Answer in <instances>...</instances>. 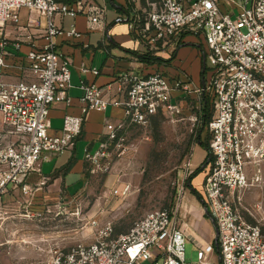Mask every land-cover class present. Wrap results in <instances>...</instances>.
Wrapping results in <instances>:
<instances>
[{"label": "built area", "instance_id": "built-area-1", "mask_svg": "<svg viewBox=\"0 0 264 264\" xmlns=\"http://www.w3.org/2000/svg\"><path fill=\"white\" fill-rule=\"evenodd\" d=\"M148 5L131 11L124 21L151 56L167 49L172 53L181 34L199 39L206 47L210 78L193 92L212 99L205 126L209 158L199 192L217 236L213 244L197 246L196 261L186 262V234L174 213L153 210L119 235L111 222L99 227L93 221V242L50 251L47 264H264V233L241 211L249 174L264 171V0H158ZM23 11L27 27L41 29L43 44L29 41L23 57L27 65L18 67L22 80L7 82L5 61L21 50L22 41L0 36V191L8 184L17 188L27 175L40 171L42 160L71 150L90 111L103 112L107 106L122 109L120 118L105 122L98 149L84 154L91 174L96 167L108 170L107 163L103 167L98 163L111 159L112 149L120 148L128 128L143 127L156 114L171 122L181 115L182 107L174 98L191 91L187 79H170L159 71L125 72L115 80L112 97L107 90L81 81V116L65 115L62 128L50 133V108L59 100L69 103L70 87L68 60L55 52V39L62 34L80 36L74 23L64 33L56 20L82 17L88 30H101L106 8L93 0H0V30L19 26ZM80 71L97 74L94 69ZM21 190L27 193L25 187ZM214 246L219 263L211 260Z\"/></svg>", "mask_w": 264, "mask_h": 264}, {"label": "crops", "instance_id": "crops-1", "mask_svg": "<svg viewBox=\"0 0 264 264\" xmlns=\"http://www.w3.org/2000/svg\"><path fill=\"white\" fill-rule=\"evenodd\" d=\"M59 1L70 2L72 0ZM93 2L106 8L101 30H88L86 20L82 17L73 19L64 16L56 20L64 33L70 31L71 25L74 23L80 36L67 37L62 34L55 39V52L62 54L68 60L70 87L66 93L69 103H66L65 100H59L50 108L48 116L50 133H57L62 128L65 115L81 116V104L79 102L82 97L81 81L93 83L103 89L105 93L107 90L106 94L110 97L116 94L115 80L121 73L125 72L145 75L159 71L170 79H187L195 87L203 86L204 71L207 65L205 62V67L203 66L206 47L202 41L191 35L181 34L180 43L175 50L172 53H170V49L156 53L153 57L157 60L150 65H145L140 59L143 54L147 53V49L130 33L124 19L131 14V11L150 8L148 4L157 3L158 0H134V2L131 0H93ZM20 17L19 26L9 25L0 30V36H5L12 41H22L21 50L19 52L11 51L13 56L8 57L5 61L7 68L4 70V80L7 82L22 80L18 67L27 65L23 57L30 48V43L32 42L36 46L43 44L41 29L36 28L35 25L27 27L26 12H21ZM41 23L43 24V21ZM82 68L94 69L97 74L81 73ZM193 93L191 90L179 94L174 98V101L179 103L181 107L185 106L186 99ZM121 116L122 109L120 107L107 106L103 112L90 111L82 123L80 135L73 141L71 150L60 157L42 160L40 171L27 175L17 188L8 184L0 191V249L13 244L10 243V239L40 237L38 233H34L35 236H33L31 232L23 230L26 228L23 225L28 224L25 218L40 215L39 212L47 207V201H52L55 208L73 203L82 190L87 174L84 154L98 149L105 122ZM202 153V157L205 158L206 151L203 150ZM190 165L194 166L193 168L199 166L197 163L193 165L190 163ZM204 175V171H202L192 178L190 185L196 191L200 190ZM22 187L26 188V194H23ZM192 197L194 200L190 198L185 208L189 209V213H197L199 203L193 195ZM20 207H23L25 212H21ZM201 210V218L207 221L203 208ZM198 223L197 220L192 219L190 225ZM203 224H205L204 233L207 234L209 229L206 227V223ZM182 229L186 236L191 233L190 228L189 231H185L183 227ZM14 246L9 247L14 248ZM50 247L46 246L44 249L32 253L33 260L37 261L34 262L39 264L46 262L47 264L51 251ZM56 249L64 248L56 246ZM10 253L11 259L15 260L10 263L9 259L3 258L1 253V263L19 264L16 260L20 258L21 253L16 250Z\"/></svg>", "mask_w": 264, "mask_h": 264}, {"label": "rangeland", "instance_id": "rangeland-1", "mask_svg": "<svg viewBox=\"0 0 264 264\" xmlns=\"http://www.w3.org/2000/svg\"><path fill=\"white\" fill-rule=\"evenodd\" d=\"M210 74V67L206 65L205 81L209 80ZM190 86L191 90L199 88L191 83ZM203 105V98L193 93L182 106L181 115L173 122L155 115L143 127L128 128L120 148L112 149L111 159L98 163L100 167L107 163L108 170L101 172L93 167L96 172L91 174L92 167L85 163V181L73 203L55 208L49 200L40 215L25 218L28 224L23 225L26 227L23 230L33 236L38 233L40 237L10 239L13 244L9 246H15L2 247L3 258L11 263L15 259H11L10 252L16 250L21 253L16 260L19 264L35 263L37 261L33 260L32 253L46 246H51V251L56 246L67 250L76 242H93L96 231L93 221L99 227L111 222L114 234L119 235L126 233L146 213L168 209L174 213L181 228L185 231L190 228L191 233L185 241V261H196L197 246L213 244L215 237L214 226L208 219L201 218V203L197 201V213H189V209L185 208L190 198L194 200L187 180L206 161L198 145V138L202 142L208 140L206 128L202 125ZM190 163L199 166L193 168ZM248 182V188L242 193L241 211L248 221L258 224L264 232V171L249 174ZM24 210L20 207L21 212ZM192 219L199 223L190 225ZM203 223L209 229L207 234L204 233ZM212 257L214 263H219L216 250Z\"/></svg>", "mask_w": 264, "mask_h": 264}, {"label": "trees", "instance_id": "trees-1", "mask_svg": "<svg viewBox=\"0 0 264 264\" xmlns=\"http://www.w3.org/2000/svg\"><path fill=\"white\" fill-rule=\"evenodd\" d=\"M145 65H150L152 64L154 61L157 60V58H154L153 56H151L149 53H146V54H143L140 58ZM205 71H206V68H205ZM204 71V72H205ZM203 115H202V125L203 127L206 126L207 122L209 121L210 117H211V114H212V99L210 96H203ZM208 110H210L208 112ZM200 132V131H199ZM198 136H200V133H198ZM198 145L206 151V161L204 162V164L206 163L207 164V160L209 158V152H208V145H207V141L206 142H202L200 141V138H198ZM206 167V165H205ZM205 167L204 168H197L188 178L187 180V187L188 189L190 190V194L193 195L196 200L199 202V203H203L204 200H203V196L201 195V193L198 191H196L195 189H193V187L190 185V182L192 180V178L194 176H196L197 174H199L200 172L204 171L205 170ZM206 217V215H205ZM207 218V217H206ZM214 250L218 251L217 249V246H214Z\"/></svg>", "mask_w": 264, "mask_h": 264}, {"label": "water", "instance_id": "water-1", "mask_svg": "<svg viewBox=\"0 0 264 264\" xmlns=\"http://www.w3.org/2000/svg\"><path fill=\"white\" fill-rule=\"evenodd\" d=\"M203 66L205 67V61H203ZM204 67H203V68H204ZM205 165H206V163H205ZM205 165H203L201 168H204ZM203 210H204V212H205V208H204V207H203ZM216 236H217V232L215 231V238H216Z\"/></svg>", "mask_w": 264, "mask_h": 264}]
</instances>
